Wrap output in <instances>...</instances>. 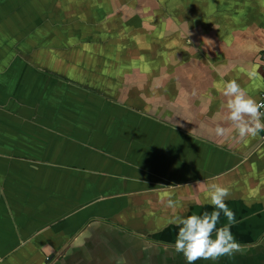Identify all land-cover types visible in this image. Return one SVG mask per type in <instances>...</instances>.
Instances as JSON below:
<instances>
[{
  "label": "crops",
  "instance_id": "obj_1",
  "mask_svg": "<svg viewBox=\"0 0 264 264\" xmlns=\"http://www.w3.org/2000/svg\"><path fill=\"white\" fill-rule=\"evenodd\" d=\"M231 80L264 92V0H0V264H186L169 220L212 183L240 249L197 264H264L263 132L213 131Z\"/></svg>",
  "mask_w": 264,
  "mask_h": 264
},
{
  "label": "clouds",
  "instance_id": "obj_2",
  "mask_svg": "<svg viewBox=\"0 0 264 264\" xmlns=\"http://www.w3.org/2000/svg\"><path fill=\"white\" fill-rule=\"evenodd\" d=\"M204 41L209 45L213 44L211 40ZM222 94L226 98L224 119L229 122V126L217 125L213 130L216 137L243 141L264 132V103H258L250 97L235 80L224 84ZM211 100L210 97L209 103ZM201 183L197 181V184ZM207 194L208 201L214 208L212 212L194 213L186 218L175 216L169 220V223L178 226L174 249L184 256L186 264H197L198 261L215 262L240 249L231 232L235 214L225 203L230 195L229 189L212 183L207 186ZM166 207L175 208L176 204L172 199H168ZM221 214L227 218L228 223L217 227Z\"/></svg>",
  "mask_w": 264,
  "mask_h": 264
},
{
  "label": "built area",
  "instance_id": "obj_3",
  "mask_svg": "<svg viewBox=\"0 0 264 264\" xmlns=\"http://www.w3.org/2000/svg\"><path fill=\"white\" fill-rule=\"evenodd\" d=\"M257 102L258 103H264V92L260 93ZM262 111H264V109H262ZM263 137H264V132H263Z\"/></svg>",
  "mask_w": 264,
  "mask_h": 264
}]
</instances>
